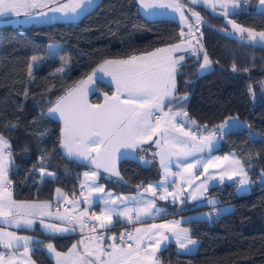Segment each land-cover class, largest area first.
<instances>
[{"label":"trees","instance_id":"16d2710c","mask_svg":"<svg viewBox=\"0 0 264 264\" xmlns=\"http://www.w3.org/2000/svg\"><path fill=\"white\" fill-rule=\"evenodd\" d=\"M258 5L259 0H246L245 8L229 19L262 32L264 12L258 11ZM191 8L202 16L203 48L214 67L200 74L202 57L186 59L175 73L181 104L171 105L205 130L229 118L245 123L221 137L216 153L237 155L248 175L250 191L239 194L237 183L212 187L208 195L232 205L233 210L220 212L210 221L190 219L185 225L198 241L197 251L180 254L170 244L158 259L161 264H264V47L229 34L223 16L203 6ZM180 41L177 21L147 18L136 0H100L76 23L55 21L21 28L0 25V135L11 146L14 198L51 200L57 189L75 196L81 174L90 168L61 151V123L48 115L60 97L105 61L139 57ZM51 44L60 45L58 55H51ZM113 91L109 84L97 81L91 101L101 103ZM40 169L53 173L54 178L41 174ZM118 172L119 180L100 177L107 188L118 193L141 190L161 177L154 159L145 163L123 158ZM158 204L170 217L209 210L202 205ZM73 242L74 237L58 238L55 246L64 251ZM33 257L36 264H53L41 248L34 250Z\"/></svg>","mask_w":264,"mask_h":264},{"label":"snow or ice","instance_id":"6c2138e0","mask_svg":"<svg viewBox=\"0 0 264 264\" xmlns=\"http://www.w3.org/2000/svg\"><path fill=\"white\" fill-rule=\"evenodd\" d=\"M142 10H148V14H156V9H172L174 12L180 13V18L187 24V18L184 16L183 7L180 0H138ZM191 3H208V0H190ZM94 0H0V17H5L9 14L19 16L21 13L29 19H39L40 17L53 19L56 14H61L65 18H78L81 12H86L88 7L93 5ZM240 0H215L214 3L209 4V7L215 11L216 6L219 5L224 16H228L229 12L233 15H238L237 9L239 8ZM259 4L264 7V0H259ZM54 5V6H53ZM48 8V12L43 9ZM40 9L37 16H31L30 11ZM49 12L53 14L49 17ZM195 17V23L199 25L202 19L198 13L192 12ZM232 23L231 21H229ZM233 28L238 29L240 33L248 31V43L255 42L261 47H264V31L255 33L251 30L239 28V26L232 24ZM190 34L192 32L189 25ZM198 30V29H197ZM183 35V33H182ZM181 45L176 44L170 46L168 49L158 48L154 52L149 53L147 56L131 57L127 60H108L102 64L97 71L107 72L116 83V95L105 98L103 104H90L87 100L86 94L83 92L84 82L76 89L69 90L65 96L60 97L55 105L49 108V114H58L59 119L63 120V130L61 133V147L66 150V154L75 157L76 159L88 160L94 164L96 168H104L106 172H113L119 176L115 170V160L117 152L121 149H135L145 140H151L153 135L159 134L161 139L156 141L157 147L161 149L160 159L162 166L168 171V165L165 164L166 159L172 156L177 157L176 167H183L184 171L190 172L197 164H203V171L207 172L208 168L212 166L213 160H220V157H209L208 161L202 162L199 158L189 160L188 158L194 156L197 152H204L207 150L209 153L213 150V140L216 136L222 135L225 128H230L236 124V121L229 123L226 121L220 125L218 129L210 131L207 136H201L199 140L191 130L184 131L182 126L174 123L176 116H187V113H171V108L168 112L164 111L165 101L168 104L173 103L180 106L181 100L175 99L173 93L175 91V73L179 61L184 60V56L174 57L173 53L181 51ZM158 53H166L165 55H158ZM58 55L59 53H53ZM35 60L36 58L33 57ZM210 62L207 55L204 56V63L202 68H208ZM235 71V66H233ZM31 74V73H30ZM95 75V73H93ZM92 76L88 77V82L92 81ZM183 99H187L184 97ZM157 112L162 115H156ZM155 121V123H153ZM179 133V134H176ZM188 137L189 139H183ZM163 141V144L161 143ZM10 145L0 135V219L4 223L14 224L16 227L21 226V221L24 225L31 227L33 220L30 217L42 216L45 214L43 210L49 208L48 204H17L12 200L11 192L8 191L10 181L7 177V169L4 164V148ZM95 153V156L92 154ZM8 156L11 155L9 151ZM128 153H120L121 158L127 156ZM228 160L227 156L223 157ZM41 172L44 169H40ZM52 175V173H48ZM96 172H85V178H94ZM240 175L241 179L237 181L239 188L238 192L246 191V185L249 184V178L244 171L243 165L239 159H233L227 169L221 176L228 179H233L234 176ZM211 178V177H210ZM83 188L84 185H81ZM163 189L165 193L168 189L161 184L157 186ZM205 184L201 183L194 191H199L204 188ZM149 190L153 186H148ZM90 192L103 193L104 188L100 185L90 186ZM59 191V190H58ZM173 195L174 193H168ZM108 199L104 201L105 205L115 204V200L119 199L124 205L120 207H105L101 216H95V220L100 221L98 227L105 228L112 223V215L128 216L129 212L135 211L137 219L140 213L152 215L153 213L148 210L155 207L154 201L145 200L143 196L140 199L135 197H112L111 193L107 194ZM192 199H196L195 194H191ZM160 199H166L165 195H161ZM125 201H130L135 205L134 208L128 207ZM210 204H215L216 201H209ZM76 206H73L75 211ZM159 211V210H158ZM50 215V214H49ZM87 212L81 213V216H86ZM12 216L13 219H8ZM57 220L67 221L70 225L73 221L79 224L80 230L83 231L85 227L95 229L97 225H89L87 222L81 220L79 216L67 217L57 215ZM129 220L132 217H128ZM43 223V222H42ZM45 228L52 232H67L70 229L58 227L55 224H45ZM153 228H169V225H152ZM178 227V224H177ZM75 231V227L71 228ZM141 230L136 229L139 233ZM175 243L180 249L185 252H191L196 249L197 241L192 239L187 230L175 231L173 230ZM8 237V240H4ZM103 235L88 237L89 240L102 241ZM22 241L25 250L27 251L29 240L23 237H17L14 233H5L0 231V242L6 248L12 247L11 240ZM110 239L115 242L117 237L112 236ZM121 242L125 241V235L121 234ZM135 239L136 249L132 250V245L127 248L121 247L115 243L109 247L112 251L107 252L108 260L106 264H129V262L140 257V242L143 237H133L131 233L127 235V240ZM83 245V255L77 251V246L73 245L69 256L75 254L73 264H98L102 255H105L104 249L99 243L94 246V250L90 249L89 245L80 241ZM192 246V247H189ZM50 252H55L51 244L48 246ZM155 247H159L157 242ZM94 259H85V257H93ZM57 257V264H63L59 259L60 253H55ZM15 257H11L9 264H13ZM0 264H5L3 256H0Z\"/></svg>","mask_w":264,"mask_h":264},{"label":"crops","instance_id":"0c3cea01","mask_svg":"<svg viewBox=\"0 0 264 264\" xmlns=\"http://www.w3.org/2000/svg\"><path fill=\"white\" fill-rule=\"evenodd\" d=\"M99 1L100 0H94L93 5L89 6L87 11H90L92 8H94L99 3ZM61 2H67V0H61ZM136 2L139 8V11L144 16L150 17V14H148V11L141 9L138 0H136ZM245 3H246V0H240L239 8L237 9V11H240L241 9L245 8V6H243L245 5ZM218 9L219 8H216V10ZM39 11L41 10L40 9L31 10L30 15L37 16ZM43 11L48 12V8H44ZM258 11L264 12V7H262L260 4L258 5ZM86 12H81L79 17L75 19H72L70 17L65 18L61 14H56L55 18L53 19H48L44 17H40L39 19H29L25 17L23 13H21L19 16H16L15 14H9L6 16V18L0 17V25L11 24L17 28H21L23 26L47 24V23H52L55 21L74 22L80 19ZM217 15L223 16L224 18L229 20V17L232 15V13L229 12L228 16H224L222 12ZM52 16L53 14L49 12V17H52ZM202 46H203V41H202ZM169 47L170 46L163 47V48L168 49ZM165 54L166 53H158V55H165ZM144 55H148V54H144ZM181 55L184 56V60L178 62L177 64L178 68L176 71H178L180 67L186 62V59L190 57L201 56L203 60L205 56V51L201 52L200 54H197L196 56L194 54H189L187 52L173 53L174 57H179ZM124 60H127V59H124ZM99 67H97L90 75L93 77L91 82H88V78H86L85 80L79 82L78 84L72 87V89H76L78 86L82 84V82H84L83 92L86 94L87 100L90 104H94L91 101V96L96 89V82L104 81L108 83L105 78H102L96 75L97 69ZM93 73H95V75H93ZM110 85L114 89L113 94L104 95L103 101L98 104H103L105 102L106 97L110 98L116 95V83L112 82L110 83ZM173 96L175 99H180L176 92V77H175V91L173 93ZM169 108H171V112L169 114L177 113V112L183 113L181 110L173 109V106L169 105L166 100L164 111L168 112ZM48 115L56 120L58 119V121L61 123V133H62V130L64 127L63 120L57 118L58 114L50 115L49 110H48ZM156 115H162V113L157 112ZM226 121H228L229 123H231L232 121H236V124L230 128H225L222 135H218L215 137V139L213 140L214 147L211 153L205 150L204 152H197L194 154V156H191L188 158L189 160L199 158L202 162H205L209 160V157H220L221 158L220 160L212 161V166L208 168L207 172L203 171V164H197L196 167L191 169L190 172H186L184 171L182 166L176 167L177 157L175 156H172L170 159L165 160V164L168 165V171H166L165 167L162 166L161 164V159H160L161 149L157 147L156 145V141L161 139L159 134L153 135L151 140H145L135 149L121 148L116 154L117 158L115 160V170L117 172H118V163L123 158L137 159L145 163L149 162V160L151 159H154L157 162L158 167L160 169L161 177L158 180L150 182L146 184L144 187H142L141 190H138L132 193H118L112 189L107 188L105 184H103L100 181V177L104 176L107 179L119 180V176L115 175L113 172H106L104 168H96V166L94 164H91L90 161L88 160H82V159L78 160L75 157H71L67 155L66 150L61 147V151L66 157L76 160L80 163L90 165V168L85 170L81 174L80 187H79L78 194L75 196H70L65 191L61 189H57L55 191L53 199L51 200H41V201L16 200L13 195L12 182L10 180V172L13 166L12 156L7 155L9 151L11 152L10 150L11 146L8 148H4L3 149L4 164L7 169L8 180L11 182L10 185L8 186V191L11 192L12 200H14L17 204H20V203L48 204L50 207L43 210L45 212L44 215L30 217V219L33 220V224L31 227L25 226L23 221H21L20 227H16L14 224L4 223L3 220L0 219V231H3L5 233H14L15 236L17 237H23L29 240L27 251L25 250L22 241H16L14 239L11 240L12 247L10 248H6L4 244L0 242V256H3L5 264H9V260L11 257H15L13 264H36L34 257H33V252L35 249L41 248L46 252L48 257L53 261V264H57V257L55 253L61 254L59 259L63 262V264H73V261L75 259V254H73L72 256H69L72 246L76 245L77 251L81 255H83V245L80 244V241L84 240V243L89 245L90 249H93V250H94V246L97 243L101 245V247L104 249L105 255L101 256L98 264H106L108 260V256L106 253L112 251V249L109 247L111 244L115 243L124 248H127L128 245H132V250L136 249L135 239L127 240V241H124L123 243L119 239L121 234H124L126 230H129L134 238L137 236L143 237V239L140 242V257L132 259L129 262V264H161L158 259V255L164 248H166L170 244H174L177 248V251L180 254H194L198 248V241L196 240L197 246L194 251L185 252L184 250L180 249L179 246L175 243V237L173 235V230L175 231L187 230L191 236L190 228L185 225V223L188 222L190 219H203V220L206 219L207 220V218L205 217V214L213 215L212 217H215L217 211H219L220 213L222 211L224 212V210H228L231 207V205L222 204L217 197L209 196L208 195L209 190L212 187L223 186L226 183H237V181L241 179L240 175H236L231 180L228 179L227 176H224L223 179L221 180L222 174L224 173L225 169L229 167L231 161L234 158L239 159L235 153H228L225 155H220L216 153V151L218 150L220 146L221 137L231 130L245 127V123L236 118H231V120L229 118L225 120L223 123H221L220 125L224 124ZM153 123H155V121H153ZM174 123L178 126H182L184 131L191 130L192 133L197 136L198 140L201 136L208 135L209 130L207 129L205 130L203 127H200L195 121L190 120L188 116H176ZM176 134H179V133H176ZM4 139L10 145L9 140H7L5 137ZM183 139L187 140L189 138L183 137ZM161 143L163 144L162 140H161ZM120 153H128V155L121 158ZM92 155L95 156V153H93ZM225 156H227L229 159L224 160L223 157ZM85 172H88V173L96 172L97 175L94 178H91V177L85 178L84 176ZM40 173L45 176L54 178L53 173L52 175H48V173L50 172H46V171H43V172L40 171ZM201 183H204L205 187L201 188L198 192L194 191L196 187L200 185ZM161 184H163V186L168 189L167 193H165L162 188L157 187V186H160ZM81 185H84V187L82 188ZM94 185L102 186L104 188V192L103 193L90 192L88 190L89 187L94 186ZM149 185L153 186V189L149 190L148 188ZM237 188H239V185L237 186ZM248 188L250 189V182L248 184ZM143 190H147L151 194V196L143 195L142 194ZM108 193H111L113 198L115 197H128V198L135 197L136 199H140V197L143 196L145 200H152L154 201L155 207L149 209L148 211L153 214L148 215L145 213H140L138 219L136 218L137 213L135 211L129 212L128 216H117L113 214L111 225L105 228H100L98 227L100 221L95 220L93 218V214L95 216H101L105 207H117L118 206L120 208H123L124 206L119 199L115 200V204L105 205L104 201L108 199V196H107ZM168 193H174L176 197L175 200L173 199V195H169ZM193 193L195 194L196 199L191 198V194ZM161 195H165L166 199H160ZM209 201H216V203L213 205V204H210ZM159 202H166V203H170L171 205H177V206L202 205V206H207L209 210L202 212V213H197V214H194L188 217H172V216L170 217L167 215L166 209L163 206H160L158 204ZM57 203L66 205V208H56L55 204ZM125 203H127L128 207L130 208L135 207V205L131 203L130 201H125ZM74 205L76 206L75 211H73ZM84 212H87V215L81 216V213H84ZM57 215H63L67 217L79 216L81 220L87 223L88 221L95 223L94 225H97L96 228H100L104 231L103 240L102 241L89 240L88 237H95L99 235H97V233L94 230H91L89 227H85L84 230L81 231L79 224H76L75 221H73L72 224L70 225L67 221L57 220L56 219ZM128 217H132V219L129 220ZM8 219H13V217L9 216ZM45 224H55L58 227L69 228L70 230L67 232H63V233H60V232L54 233L50 231L49 229L45 228L44 227ZM153 224L158 225V226L166 224V225H169L170 227L169 228H161V227L153 228L152 227ZM177 224H178V227H177ZM73 226L75 227V231L71 230ZM137 228L141 230L139 233L136 232ZM112 236L117 237L115 242H113L110 239V237ZM65 237H74V242L67 250L61 251L57 249V247L55 246V239L65 238ZM3 239L8 240L9 238L4 237ZM157 242H159L158 248L155 247ZM49 244L53 246V248L55 249V252H50L48 250L47 246ZM189 247H192V246H189ZM10 250L13 251V254H8V251ZM94 256H95V251H94L93 257H85V259L86 260L94 259Z\"/></svg>","mask_w":264,"mask_h":264},{"label":"rangeland","instance_id":"374dc122","mask_svg":"<svg viewBox=\"0 0 264 264\" xmlns=\"http://www.w3.org/2000/svg\"><path fill=\"white\" fill-rule=\"evenodd\" d=\"M165 2H168V0H165ZM214 2H215V0H208V3H197V4H193V3L190 2V0H180V3L182 4V7H183L184 16L187 18V24H185L184 21L181 20L180 13L179 12H174L170 8L169 9H156V10H154L156 14H154V15L153 14H150V17H147V18H149V19H163V18H168V19H172V20L177 21L181 25V41L179 43H180L181 49H182L181 51H178V52H187L189 54H194L196 56L197 54H200L201 52L204 51L203 50V46H202V29H201L202 23H200L199 25H197L195 23V17H193L191 13L192 12L198 13L199 16L201 17V19H202V16H201V14L198 11L194 10L191 7H194V6H203L206 9L210 10L213 14H216V15L217 14H220L221 13L220 9L213 11L209 7V4L214 3ZM216 8H219V6L217 5ZM145 11H148V10H145ZM214 12H216V13H214ZM77 21H74V23H76ZM226 21L230 25L229 34H231L233 36L243 37V38L249 39V37H248V31H245L243 33H240L238 31V29L233 28L232 24L234 23L235 25L239 26V28H243V29H246V30H251V29L242 27V26L236 24L235 22L231 21L230 19L229 20L226 19ZM229 21H231L232 23H230ZM189 25L191 26V29H192L191 34H190ZM251 31H253L255 33H260V32H257L255 30H251ZM182 33H183V35H182ZM179 43H177V44H179ZM49 48H50V51L52 52L51 55H54L53 53H57L59 51L60 45L59 44H51ZM144 56H147V55H144ZM139 57H141V56H139ZM200 57L201 56H197L195 58L199 59ZM120 60H124V59H120ZM208 60L210 62V66L208 68H202L201 67L200 68V71H199L200 74H205L208 71H210V70L213 69L214 63L209 58H208ZM203 63H204V59L202 60V65H203ZM34 65H35V63H34ZM96 75L97 76H100L102 78H105L107 80V82H108L107 84H109V85H110V83L115 82V81L112 80V77L107 74V72H99V71H97L96 72ZM230 120H231V118H230ZM218 128H219V126L218 127H215V128H212V129H210L208 131V133L210 131L216 130ZM245 187L247 189L246 191H244V192H238L237 191V192L239 194H244V193L249 192L250 189L248 188V185H246ZM232 210H233V206L231 205V207L228 210H224V212H230ZM218 214H219V211L216 212L215 217H217ZM212 216L213 215L205 214V217L209 221L212 220V218H213Z\"/></svg>","mask_w":264,"mask_h":264},{"label":"built area","instance_id":"2783aa9c","mask_svg":"<svg viewBox=\"0 0 264 264\" xmlns=\"http://www.w3.org/2000/svg\"><path fill=\"white\" fill-rule=\"evenodd\" d=\"M55 207L56 208H66V205H62V204H55ZM88 224L89 225H94L95 223H93V222H91V221H88ZM91 230H94L96 233H97V235H103V233H104V231L102 230V229H100V228H96V229H92L91 227H89ZM130 233V231L129 230H126L125 232H124V235H125V241H127V235ZM8 254H13V251L12 250H10V251H8Z\"/></svg>","mask_w":264,"mask_h":264},{"label":"water","instance_id":"95a60500","mask_svg":"<svg viewBox=\"0 0 264 264\" xmlns=\"http://www.w3.org/2000/svg\"><path fill=\"white\" fill-rule=\"evenodd\" d=\"M187 116H188V114H187ZM142 194H143V195L151 196V194H150L147 190H143V191H142Z\"/></svg>","mask_w":264,"mask_h":264}]
</instances>
